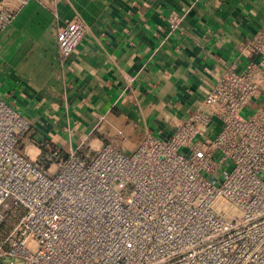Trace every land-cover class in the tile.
<instances>
[{
    "label": "built area",
    "instance_id": "obj_1",
    "mask_svg": "<svg viewBox=\"0 0 264 264\" xmlns=\"http://www.w3.org/2000/svg\"><path fill=\"white\" fill-rule=\"evenodd\" d=\"M29 1L0 2V32ZM88 31L78 16L59 26L58 58ZM242 51L256 60L131 155L106 144L88 161L46 140L28 154L29 123L0 98V264H264V30Z\"/></svg>",
    "mask_w": 264,
    "mask_h": 264
},
{
    "label": "crops",
    "instance_id": "obj_2",
    "mask_svg": "<svg viewBox=\"0 0 264 264\" xmlns=\"http://www.w3.org/2000/svg\"><path fill=\"white\" fill-rule=\"evenodd\" d=\"M75 16L89 31L61 61L56 30ZM262 30L264 0H30L0 32V98L29 123L28 154L46 140L88 161L106 144L131 155L147 136L168 139L226 69L255 61L242 50Z\"/></svg>",
    "mask_w": 264,
    "mask_h": 264
},
{
    "label": "rangeland",
    "instance_id": "obj_3",
    "mask_svg": "<svg viewBox=\"0 0 264 264\" xmlns=\"http://www.w3.org/2000/svg\"><path fill=\"white\" fill-rule=\"evenodd\" d=\"M24 136H25V137H24V140H25V141L28 140V133L25 134ZM52 175H53V173H52ZM52 175H51V176H52Z\"/></svg>",
    "mask_w": 264,
    "mask_h": 264
}]
</instances>
